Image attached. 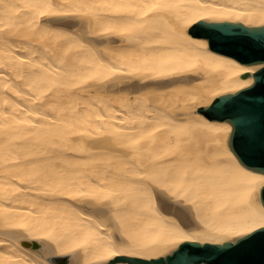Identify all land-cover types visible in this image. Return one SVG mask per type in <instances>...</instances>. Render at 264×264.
I'll list each match as a JSON object with an SVG mask.
<instances>
[{
	"label": "bare ground",
	"instance_id": "bare-ground-1",
	"mask_svg": "<svg viewBox=\"0 0 264 264\" xmlns=\"http://www.w3.org/2000/svg\"><path fill=\"white\" fill-rule=\"evenodd\" d=\"M205 18L264 22V0H0V264L264 226L261 181L199 111L255 71L189 32Z\"/></svg>",
	"mask_w": 264,
	"mask_h": 264
},
{
	"label": "water",
	"instance_id": "water-1",
	"mask_svg": "<svg viewBox=\"0 0 264 264\" xmlns=\"http://www.w3.org/2000/svg\"><path fill=\"white\" fill-rule=\"evenodd\" d=\"M189 32L255 71L249 84L199 111L261 181L264 205V22L205 18L190 23ZM97 264H264V226L246 234L185 240L149 254H115Z\"/></svg>",
	"mask_w": 264,
	"mask_h": 264
}]
</instances>
